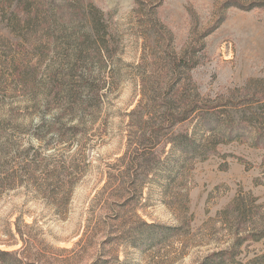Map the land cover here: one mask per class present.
I'll return each instance as SVG.
<instances>
[{"label": "rangeland", "instance_id": "rangeland-1", "mask_svg": "<svg viewBox=\"0 0 264 264\" xmlns=\"http://www.w3.org/2000/svg\"><path fill=\"white\" fill-rule=\"evenodd\" d=\"M235 1L0 0V264H264V7ZM166 101L197 152L149 140Z\"/></svg>", "mask_w": 264, "mask_h": 264}, {"label": "trees", "instance_id": "trees-1", "mask_svg": "<svg viewBox=\"0 0 264 264\" xmlns=\"http://www.w3.org/2000/svg\"><path fill=\"white\" fill-rule=\"evenodd\" d=\"M240 2L238 0H236L235 3H233V4L236 5V3H237V4H239V6H241L240 4H242V3H240ZM242 6H246V5H242ZM254 7H264V0H250V5H248V7H245V8L250 9V8H254ZM96 24L98 25V23L95 22L94 27L90 30L88 35H86L85 40L87 38L89 40H92L93 44L96 47L100 48V50L102 51V46H103L105 41H104V38L101 36ZM182 62H183V60H181L180 63L184 65V63H182ZM260 83H264V80H260ZM86 87L88 88V90L95 92V94H98V91L96 90L95 87H93V86L89 87L88 85H86ZM262 88H263L262 93L264 94V86ZM255 104L259 105V106H257L255 109L252 108V109L244 112L243 114H245L247 116L246 118L249 121L248 124L254 126L256 128V130L259 132L258 133L259 140L264 141V133H262V132H264V99L261 98V99L257 100V102ZM188 118L189 117H187V115H184L183 113H179V108L177 107L176 102L166 101V103H164V107H163V111L161 113V117L159 118V124H158V126L156 125L157 127L152 130V132H151L152 136L148 137L149 140H151L152 144L155 145V144H157V142L155 141L156 140L155 138L157 136L158 137L159 136H166V138L164 137L165 141H164L163 146H162L163 150L166 147H168L169 145H171V147L173 149L172 151H175V149H178L179 148L178 146H181L183 148V150H186L192 146L194 152H197L198 146L196 145L195 141L190 137V135L185 133V132L181 133V131L179 132L176 130V127L178 126V124L185 122L186 120H188ZM165 125H168V127H165ZM163 134H165V135H163ZM139 149H141V148H139ZM140 153L141 154H138L136 156V158H134L135 160L138 159L137 161H143V159L145 158V156L148 153H152V150L150 149L148 151H145V152L143 151ZM169 168H170V165H168L166 167V170H168ZM169 171H170V169H169ZM234 248H236L235 245L227 253L234 252L233 251Z\"/></svg>", "mask_w": 264, "mask_h": 264}]
</instances>
